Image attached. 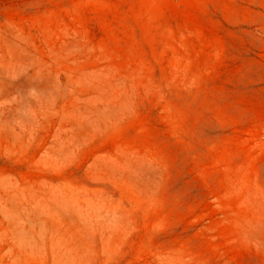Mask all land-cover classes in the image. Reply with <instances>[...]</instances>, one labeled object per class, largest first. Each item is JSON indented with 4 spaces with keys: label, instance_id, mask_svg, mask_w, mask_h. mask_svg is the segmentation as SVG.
<instances>
[{
    "label": "rangeland",
    "instance_id": "rangeland-1",
    "mask_svg": "<svg viewBox=\"0 0 264 264\" xmlns=\"http://www.w3.org/2000/svg\"><path fill=\"white\" fill-rule=\"evenodd\" d=\"M0 264H264V0H0Z\"/></svg>",
    "mask_w": 264,
    "mask_h": 264
}]
</instances>
